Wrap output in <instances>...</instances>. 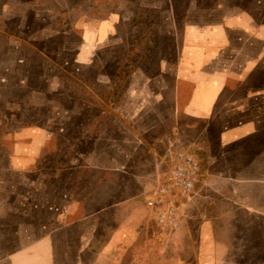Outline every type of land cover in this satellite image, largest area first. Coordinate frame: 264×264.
<instances>
[{
  "label": "rangeland",
  "instance_id": "obj_1",
  "mask_svg": "<svg viewBox=\"0 0 264 264\" xmlns=\"http://www.w3.org/2000/svg\"><path fill=\"white\" fill-rule=\"evenodd\" d=\"M242 14L264 24V0H0V264L28 240L42 244L53 227L86 219L83 264H264V252L249 251L244 208L212 178L214 128L177 120L164 89L187 56V27ZM47 37L58 51L88 39L81 47L95 49L91 64L62 68L55 55L44 58ZM36 134L51 139L31 154ZM136 137L127 157L125 141ZM207 137L210 150L198 148ZM177 152L192 154L199 172L177 226L161 232L147 201ZM206 181L218 182L207 189ZM67 200L66 219L48 211ZM29 203L33 212L22 213ZM79 231L55 242L57 263H74Z\"/></svg>",
  "mask_w": 264,
  "mask_h": 264
},
{
  "label": "crops",
  "instance_id": "obj_2",
  "mask_svg": "<svg viewBox=\"0 0 264 264\" xmlns=\"http://www.w3.org/2000/svg\"><path fill=\"white\" fill-rule=\"evenodd\" d=\"M250 17L242 14L217 24L187 27L182 37L181 50L187 56L183 58L182 54L178 57L172 70L173 75H170L172 82L164 89L172 94L173 112L177 120L184 121L186 127L201 124L206 129L214 128L217 175L212 178L220 179L234 203L244 208L249 229V251L264 252V24ZM46 21L48 24L49 20ZM3 24L11 25L9 20ZM33 24L40 26V23L31 22L29 27L33 28ZM18 30L20 32L22 28L18 26ZM23 38L20 36L18 41ZM81 40L84 43L76 46L64 42L58 51L59 46H55L54 38L47 37L43 39V48L38 52L44 58L55 55L56 62L62 68L88 67L95 49L92 46V49H83L81 46L86 44L90 47L93 43L82 37ZM22 42L15 40L14 45ZM69 47L77 49L78 54L74 58L68 55ZM48 51L51 53L45 54ZM27 133L31 135V132ZM32 139L38 143L35 144L36 149H30L31 154H34L39 151L41 143L51 138L36 134ZM131 141H125L127 157L140 143L138 137ZM210 147L211 140L207 137L198 148L209 151ZM19 160L15 163L16 169L23 168ZM26 161L28 159H22L23 163ZM211 181L204 182L203 187H216L218 181ZM68 201L64 202V206L52 210L49 208L48 211H54L62 217L58 219H66L71 204ZM29 206L31 208L22 210V213L33 212V204L29 203ZM87 225L88 219L62 224L57 229L53 227L42 244L36 241L33 245L28 240L24 247L13 252L10 260L7 262L6 259L3 264H59L55 260V242H64L69 233L77 229L80 231L78 243L74 247L77 257L73 264H83L81 254L90 247L86 238ZM208 229V224L202 226L204 234Z\"/></svg>",
  "mask_w": 264,
  "mask_h": 264
},
{
  "label": "built area",
  "instance_id": "obj_3",
  "mask_svg": "<svg viewBox=\"0 0 264 264\" xmlns=\"http://www.w3.org/2000/svg\"><path fill=\"white\" fill-rule=\"evenodd\" d=\"M199 172V162L187 152H177L169 159V169L163 182L147 201L156 226L167 232L177 226L179 202L189 199Z\"/></svg>",
  "mask_w": 264,
  "mask_h": 264
}]
</instances>
